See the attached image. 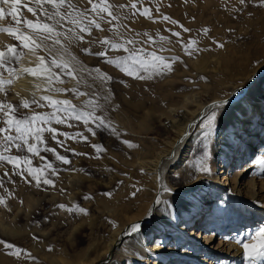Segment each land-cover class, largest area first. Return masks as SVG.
Returning a JSON list of instances; mask_svg holds the SVG:
<instances>
[{
    "label": "rangeland",
    "instance_id": "1",
    "mask_svg": "<svg viewBox=\"0 0 264 264\" xmlns=\"http://www.w3.org/2000/svg\"><path fill=\"white\" fill-rule=\"evenodd\" d=\"M93 2L98 3L99 0H93ZM108 2L117 6L127 5L124 9L116 8L114 10L119 12L122 17L126 15L129 18L114 23H123L127 26L121 28L120 32L123 37L135 38V45H126L125 48L118 49L102 45L101 41L105 37L115 42H122L121 37L115 36L113 31L108 30L110 26L106 23L102 24L103 31L93 28L91 35L87 32L84 33L83 41L68 43L61 36L60 39L67 47L66 52L60 45H53L51 39H45L46 33H35L23 23L14 27L9 26L16 29L17 32L32 36L37 43L43 40L48 48L52 49L51 52L45 47L36 49L38 63L41 56L45 57L46 66L53 58L58 62L61 58L71 61V57L75 56L76 60L71 62L78 69L81 67L84 69L74 74L80 80L79 84L76 79L57 73L61 75L64 82L62 84L54 83L53 87L68 89L77 87L80 92L86 93V95H77L67 91L60 93L48 91L44 74H41L37 84L41 85L40 89L44 93L46 92V95L48 94L53 99H67L80 111L91 110L94 115L105 118L106 123L110 122V126L97 127L91 118H89L88 125H85L82 119L74 118L67 119L62 124H56L54 119L50 125H39L38 122V126L41 127H56L58 129L57 138L52 139L50 133L43 132L44 142L38 145L39 155L29 153L26 149L23 152H17L14 148L9 154L27 156L32 167L43 170L44 175L54 181L52 185L43 184L42 180L40 187H36L34 180L31 183H25L24 178L17 174V169L6 162H0V184H2L0 197L4 199V203H0V233L3 234H0V240L14 245L11 249L0 245V264H30L32 262L33 246L36 243L33 230L36 225L42 231L46 230L48 234H51L48 240L39 238L38 242L41 240L42 245L41 253H44L46 249L52 250L56 244L61 246L64 237L69 233L70 236L73 233L78 236V250L86 246L89 241L87 233H90L93 238L100 239L120 225L121 220L108 215L107 209L124 208L128 204L133 207L134 205H142V207L146 205L144 201L149 199V190L152 187V180L149 178L151 174L146 173L142 167L136 164L137 159L142 156L151 157L161 147H168L170 141L177 142L179 140L175 126L187 117L183 110L184 104L191 107L192 98H195V102L204 105L211 101L210 91L213 83L207 76L202 78L205 74L199 72L200 70L192 65V62L198 59L197 47L192 45L193 54L188 55L184 45L189 41H195L192 39L201 37L225 39L232 34V26L236 22L253 21L261 14V11H264V6H260L258 0H250L244 5H239L238 0H108ZM133 2L137 3L139 11L131 10L130 5ZM72 3L78 9L91 8L88 0H72ZM157 5H159V11H157ZM32 6H35L34 3ZM145 7L149 9L153 20L140 14ZM133 11H135L134 15ZM163 15H168L179 23L173 25L169 21H163L161 18ZM39 22L45 21L41 19ZM181 24L189 28L190 31L184 32L180 28ZM68 27L69 25L65 24L64 28L58 30L63 32ZM204 28L208 29L207 36L203 34ZM173 31L181 32V36L179 38L173 36ZM1 33L3 34V31ZM144 33H147V36ZM8 35V45H14L20 51L17 54L20 57L19 61L24 58L27 51L33 53L31 49L35 47L34 45L25 48L20 41L15 43L14 35ZM148 36L152 37L151 41L148 40ZM161 36L166 39L161 40ZM72 45L76 46V51L72 49ZM83 48H90V52L85 53L82 51ZM126 48L137 50L138 55L145 59H150L149 54L155 52L156 55L163 56L165 62L169 63L173 70L157 73L153 72L151 68L145 71L134 66L136 73L130 76L115 64L107 63L108 59L115 60L118 57L132 56L133 53L127 51ZM98 52H105V55H96L95 53ZM47 56L50 57V60L47 59ZM173 57L180 59L174 60ZM128 63L132 65L133 62L128 60ZM96 68L111 76L112 79L105 81L94 71L92 75L88 74L89 70ZM53 71L57 70L53 68ZM136 75L150 76L151 78L137 79ZM9 77L10 73L4 68H0V78L7 80ZM37 84L34 85L30 95L26 96L28 100L36 99ZM4 87L7 88L9 85L5 84ZM247 87L248 83L244 85L242 92H246ZM106 96L107 99H105ZM40 98L41 96L36 100L39 101ZM186 99L189 101H185ZM89 100L92 104L97 105L94 109H91L87 103ZM0 101L13 105H20L22 102L18 96L9 92H0ZM41 103L45 106L40 107L30 103L28 109L20 107L16 115L22 117L30 116L33 112L51 113L54 111L47 101H41ZM60 115L67 116L66 113ZM4 120L5 117L0 115V126H6L3 124ZM88 127L94 129L95 135L88 131ZM112 128L116 129V134L113 133ZM201 129L200 135L206 131L204 128ZM63 132H68L69 136L64 137ZM77 133L80 134L79 137L76 135ZM218 136L219 132H216L215 127L213 132L206 137L204 150L195 154L192 147H189V152L186 154L188 157L184 161L176 163V167L174 165L167 168L165 188L172 190L170 194H166L170 196L169 205H171L172 214L178 212L183 216V213L192 204H198L199 210L203 211L201 202L193 196L189 199L185 196L189 192H193L192 187L184 190L186 180L183 181L185 174L181 170L186 164H192L197 157L206 159L209 161L210 172H203L205 179L214 177L218 181H223L222 175L220 176L224 166L221 155L217 156L218 159L214 163L210 158V147ZM83 137H87V139L85 140ZM125 140L135 145V148L128 149L129 147L124 143ZM59 141L63 143L61 144ZM94 144L101 145L102 150L97 152L93 147ZM256 145H260L261 152H258L257 149L253 154L249 152L243 161L240 159L236 163L238 166L236 165L234 173L247 171L238 179L237 184L239 185L235 190H231L229 185L226 186L221 196L224 206H220V203H213L210 206V211L215 209L216 215L220 214V220L212 226L208 225L207 228L201 227L202 222L196 225L191 223L187 230L194 228L195 234L193 236L190 234L186 240L177 244V247L166 257L168 260H165L163 264H191L192 259H195V264H216L217 261H220V264H239L232 259V248L228 246L237 232L234 231L233 225L241 224V221L246 217H251V214L254 219L253 221L250 219L253 223L252 231L255 228L259 229L258 227L264 223V212L259 214V210L248 211V208H251L249 199L256 202L258 206L264 203V137L261 138L260 144L254 145V148H257ZM46 147L55 148L56 153L66 156L70 163L64 164L57 160L52 152L44 150ZM48 163L54 166L55 175H52L51 170L45 167ZM245 164L250 166L244 168ZM23 166V162H21V167ZM5 171L8 172L6 177L4 176ZM24 175L26 176L27 173L25 172ZM29 179L31 178L29 177ZM252 179L255 185L251 194L252 186L249 182ZM207 190L208 188L204 190L203 194ZM134 192L135 195L132 194ZM105 193H110V195H105ZM203 194L198 196L203 198ZM178 197L185 200L180 205L177 202ZM231 197L240 198L238 204L236 202L231 204ZM167 204L163 201L157 208L156 215L160 216L162 213L169 217L170 212ZM59 205L65 207L61 208ZM78 208L86 209V214L76 210ZM206 214L207 212L204 213V216ZM55 218L56 220H54ZM60 218L59 223L58 219ZM52 220L62 227L55 231L51 226ZM75 226H77L76 230L71 232ZM251 226L243 227L242 231L245 228L246 235H249ZM202 231L204 232L201 235ZM205 234L212 236L211 239L205 240ZM44 241L47 244H44ZM244 241L245 236L239 237L240 243ZM153 242L155 243V241ZM122 244L123 242L119 246H123ZM17 249L21 250L20 254H13ZM3 259H5L4 262ZM96 264H101V262ZM246 264H252L250 257ZM255 264H264V260L258 259Z\"/></svg>",
    "mask_w": 264,
    "mask_h": 264
},
{
    "label": "bare ground",
    "instance_id": "2",
    "mask_svg": "<svg viewBox=\"0 0 264 264\" xmlns=\"http://www.w3.org/2000/svg\"><path fill=\"white\" fill-rule=\"evenodd\" d=\"M35 6L22 0L17 5L16 12L11 13L10 5L0 4V7L5 9L3 15H0V32L9 26H17L16 20H20V23H23L24 19H30L34 22L41 21V19H38L27 11L28 7L35 8ZM14 16L15 19H13ZM24 26L26 25L24 24ZM8 34L5 31H3V34H0V50H7ZM13 39L15 43L19 42L15 37ZM192 40H195L193 47H197L198 50V59L194 60L195 62H192V65L194 68L199 69V72L205 74L203 78L207 76L213 83L212 90L210 91L211 101L204 105L200 102H195V98H192L191 107L184 104L183 110L187 114V117L183 122L175 126L179 140L177 142L170 141L168 147H161L151 157L142 156L137 159L136 164L142 167L146 173L151 174L149 178L152 180V187L149 190V199L144 201L146 205L143 207L142 205H134L133 207L128 204L124 208L107 209L108 215L121 220L120 225L100 239L93 238L90 236V233H87L89 241L86 243V246L78 250V236L74 233L70 236L69 233L64 239L62 238L64 242L61 246L56 244L52 250L46 249L44 253H41L42 245L40 243L41 240L38 242L39 238L48 240L51 234H48L46 230L42 231L36 225V228L33 230V237L36 243L34 242L32 251L35 260H32L30 264H96L97 262H101V264H163L165 260H168L166 257L177 247V244L182 240H186V237L190 236V234L191 236L195 234L194 228L189 229V231L187 230L191 223L196 225L202 222L201 227L207 228L208 225L212 226L220 220V214L216 215L215 209H211L210 211V206L213 203H220L219 205L223 207L224 202H221V196L226 186L229 185L231 186V190H235L239 185L237 184L238 179L247 170L234 173L236 163L240 159L243 161L249 152L253 154L256 149L258 152L262 151L259 148L260 145H256L257 148H254V145L260 144L261 138L264 137V11H261V14L253 21L236 22L232 26V34L228 35L225 39H220L219 37H211V39L201 37ZM218 43L224 46L218 47ZM72 49L76 51V46L72 45ZM199 49H203V51ZM16 52L17 54L20 52L18 48H16ZM27 52L19 63L9 61L7 66L16 69L35 67L38 64L36 53ZM47 59L50 60V57L47 56ZM39 80L40 77H33L30 74L16 75L13 78L12 84L7 88L5 87V92L12 93L21 100H28L26 96L30 95L34 85ZM247 83L246 92H242V88ZM35 93L36 99L39 96L46 95V92L44 93L40 88ZM223 100H228L229 103L218 110L216 132H219V136L210 147V158L213 160V163L218 159V155H221L224 162L222 173L220 174L223 177V181H218L214 177L205 179L204 173L196 167L197 163L203 158L197 157L192 164H186L181 170L185 174L183 181L185 182L186 180L184 190L192 187L193 192H189L185 196L188 199L193 196L201 202L203 205L201 210L203 211L199 210L198 204H192L183 213V216L178 212L172 214L171 205H169L171 202L170 196L166 195L170 194L172 190H164L167 181L166 170L168 167L184 161L188 157L186 154L189 152V147H192L191 149H193L195 154L206 148L207 136L205 134L200 135V132L202 133L200 125L209 111L207 106ZM198 120H200L199 123H196ZM133 148L135 147H129L128 149ZM206 162L209 165V161L206 160ZM244 166V168H247L250 165L245 164ZM249 184L252 186L250 190L252 194L255 185L254 180L252 179ZM206 188L208 190L203 194ZM209 191L211 192L208 195ZM200 194H203V198L198 196ZM172 199L174 200V198ZM231 199V204L233 202L238 204L240 200V198L236 199L235 197H231ZM157 200L160 202L157 203ZM163 201L168 203L166 206L170 212L169 217L162 213L160 216L156 215L157 208ZM184 201L182 197H178L177 199L179 205ZM248 201L251 202V208H248V211L259 210V214L264 212V203L258 206L256 202L250 199ZM247 205L249 206V204ZM204 208L206 209L204 210ZM229 211L230 208L227 212L229 213ZM206 212L207 214L204 216ZM249 214L251 213L249 212ZM53 216L55 217L56 215ZM252 216L251 214V217L243 219L241 224L237 223L233 225L234 231L237 232L228 246L232 248V259H234L235 263H247L249 256L246 255V250L243 247L244 243L250 246L254 243L259 244V238L254 240L253 237L256 236L261 227H264V223L258 227L259 229L255 228L252 231L251 225L254 220ZM60 220L61 218L58 219V222ZM136 223L140 225V228L134 232L131 226ZM51 226L52 228L54 227L55 231L59 227H62V225L53 220ZM77 226L71 232L76 230ZM245 226L247 228L251 226L249 235H246L245 228L242 231V228ZM203 232H201V235ZM0 234L3 235L2 233ZM244 236L245 241L238 243L239 237ZM204 237L205 240H209L212 236L205 234ZM188 238L190 239V237ZM122 242L123 246H119ZM44 244H47V242L44 241ZM249 251H251V247ZM4 261L5 259H3ZM194 261L195 259H192L190 263L195 264ZM219 262L217 261L216 264H220Z\"/></svg>",
    "mask_w": 264,
    "mask_h": 264
},
{
    "label": "snow or ice",
    "instance_id": "3",
    "mask_svg": "<svg viewBox=\"0 0 264 264\" xmlns=\"http://www.w3.org/2000/svg\"><path fill=\"white\" fill-rule=\"evenodd\" d=\"M22 0H0V4L2 5H10V11L11 13H15L17 9V5L20 4ZM26 3H34L36 5L35 8L28 7L27 11L29 13H32L33 16H36L38 19H43L45 22H34L30 19H24L23 23L33 32L35 33H46L47 36L45 39H51L53 42V45H60L61 48L66 52L67 47L63 44L62 40L60 39L61 36L64 37L65 40L68 41V43L83 41L85 39L84 33H88L91 35V31L93 28L97 30L103 31L102 24L106 23L108 24L109 31H113L114 35L117 37L122 38V42H115L114 40H111L107 37H105L101 44L104 46L111 47L113 49L118 48H125L126 45H135L136 40L135 38H127L123 37L122 33L120 32L121 28H126L127 26L123 23H114L116 21H122L123 19H128V16H121L119 12L115 11L114 9H124L127 7V5L120 4V5H113L108 2V0H99L98 3L93 2V0H88V4L91 5V8H85V9H78L76 5L72 3V0H25ZM250 2V0H238L239 5H244L245 3ZM258 3L260 6H264V0H258ZM50 6V7H49ZM131 10L139 11L137 8V3H131L130 5ZM67 9V10H66ZM5 9L3 7H0V15H3ZM135 11H133V15L135 14ZM157 11H159V5H157ZM106 14V16H105ZM141 15L146 16L148 19L153 20V16L151 15L149 9L145 7L143 11L140 13ZM163 21H169L171 24L176 25L179 22L172 19L168 15H163L162 17ZM15 19V16L13 17ZM21 21L16 20V23L19 24ZM67 24L69 27L65 29L63 32L59 31L58 29L64 28V25ZM180 28L183 29L184 32H189L190 29L184 27L182 24L180 25ZM3 31L9 33L10 35H14L15 38L20 41L21 45L25 48L30 47L31 45H34L31 50L35 54L36 49H39L41 47L48 48V46L44 43L43 40L41 42L37 43L36 40L32 38V36L17 32L16 29L12 27L4 28ZM131 31V29H129ZM203 34L205 36L208 35V29H203ZM145 36H147V33H144ZM172 35L175 37H180L181 32L179 31H173ZM149 41L152 40V37H147ZM161 40H165L166 38L161 36ZM169 43L171 41H168ZM195 43V41H189L187 44L184 45L185 51L188 55L193 54V48L192 45ZM215 43V41H214ZM218 47H223L224 45L221 43L217 44ZM127 51L132 52V56L130 57H118L115 60L108 59L107 63L109 64H115L116 67L120 68L122 71H125L127 75H135L136 73V67L144 69L145 71H148L149 68L152 69L153 72H171L172 66L165 62V58L163 56H158L155 54V52L149 54L150 59H145L138 55L137 50L135 49H127ZM203 51V49H199ZM48 51L51 52L52 49L48 48ZM82 51L85 53L90 52V48H83ZM99 56H104L105 52H98L95 53ZM19 55H17L16 47L14 45H8L7 50H0V68H4L6 71L10 73V77L5 80L3 78H0V92H5L6 89L4 87L5 84H12L13 78L16 75L19 74H30L33 77H40L41 74H44L45 84L48 88V91H55V92H72L77 95H86V93H82L79 91L77 87H73L71 89L68 88H60V87H53V84H62L64 81L61 79V75L57 74L60 73L64 76L73 78L77 80V84H79L80 80L74 75L78 71H83L84 69L77 68L71 61H75L76 57L72 56L71 61L64 60L61 58V60L58 62L55 58H53L46 66L45 64V57L41 56L39 57V63L35 67H21L19 69L16 68H10L8 67L9 61H15L19 62ZM174 60H179V57H173ZM128 60H131L133 63L130 65L128 63ZM53 68H55L57 71H53ZM96 72L100 78L103 80H111L112 77L102 73L99 68L89 70V75H92V72ZM137 79H149L150 76H144V75H136ZM203 78V77H202ZM37 88H40L41 85L37 84ZM108 97L106 96L105 99ZM41 101H47L48 105L54 108V111L51 113H38L33 112L32 115H24V116H17L16 113L18 112L20 107H23L24 109H28L31 104H37L40 107H44L45 105L41 103ZM91 109H94L97 105L92 104V102L89 100L87 102ZM228 100L218 101L214 102L211 105H208L209 111L205 115V119L201 123L200 127L206 129V132L204 133L205 136H208L216 127V120L218 115V110L222 108L225 104H228ZM61 113H66L67 116H61ZM0 115H3L5 117V120L3 121V124L6 126H0V162H6L10 165H12L15 169L18 170L19 175H21L25 183H31L32 180L36 181V187L41 186V180L43 184L46 185H52L54 184V181L47 176L44 175V171L39 168H34L31 166V161L27 156L24 155H12L9 154L11 150L14 148L17 152H23L25 149L29 153H33L36 155H39L38 151V145L40 143H43V132H48L51 134L52 139H56L58 135V129L56 127H41L39 125H50L52 120L54 119L56 124H62L65 123L67 119H76V120H83L85 125L89 124V118L93 122L96 123L97 127H109L110 122L106 123L105 118L94 115L93 111H87L83 112L78 110V108L73 105L69 100L67 99H53L49 95L41 96L40 100H36L33 98L31 101L24 99L22 100L20 105H13L12 103L0 101ZM88 131L91 132L93 135H95L94 129L91 127H88ZM112 131L114 134H116V129L112 128ZM62 135L64 137H68V132H63ZM78 137L80 136L79 133L76 134ZM85 140L87 137H83ZM35 141V142H32ZM59 143H63L62 141H59ZM125 144H127L129 147H135V145L131 144V142L125 140ZM93 147L96 149L97 152L102 150V146L99 144H94ZM45 151L52 152L55 155V158L59 161H61L64 164H69L70 161L67 159L66 156L60 155L56 153L55 148H49L46 147L44 149ZM21 162H23V167H21ZM45 167L49 170H51L52 175L56 174L55 168L51 163H48L45 165ZM196 167L199 171L207 173L210 172V168L207 165L206 159H201ZM25 172L27 175L25 176ZM4 176H8V172L5 171ZM29 177L31 179H29ZM0 187H2V184H0ZM165 191H169L168 188L164 189ZM135 195V192L132 193ZM105 195H110V193H105ZM87 198V197H86ZM160 201L157 200V203ZM0 203H4L3 197H0ZM59 207L63 208L64 205H59ZM73 210V209H70ZM81 213L86 214V209L84 208H78L76 209ZM132 231H138L140 228V225L138 223L133 224ZM256 238H259V244H252L251 246L247 243L243 244L244 249L246 250V255H248L251 258L252 264H255L256 260H264V227H261L258 232L256 233V236L253 237L255 240ZM240 243V242H238ZM0 245H4L6 248H13L14 245L0 240ZM251 247V251H249V248ZM21 252L20 249H17L15 255H19ZM33 260H35V257H32Z\"/></svg>",
    "mask_w": 264,
    "mask_h": 264
}]
</instances>
